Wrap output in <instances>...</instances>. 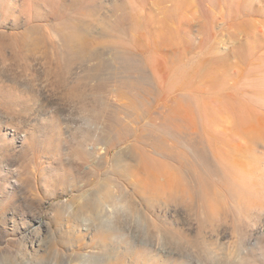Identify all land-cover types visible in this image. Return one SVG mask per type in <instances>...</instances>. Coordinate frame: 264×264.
Instances as JSON below:
<instances>
[{
  "label": "rangeland",
  "instance_id": "374dc122",
  "mask_svg": "<svg viewBox=\"0 0 264 264\" xmlns=\"http://www.w3.org/2000/svg\"><path fill=\"white\" fill-rule=\"evenodd\" d=\"M0 264H264V0H0Z\"/></svg>",
  "mask_w": 264,
  "mask_h": 264
}]
</instances>
